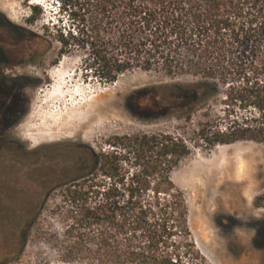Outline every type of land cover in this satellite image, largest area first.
<instances>
[{
    "label": "trees",
    "instance_id": "1",
    "mask_svg": "<svg viewBox=\"0 0 264 264\" xmlns=\"http://www.w3.org/2000/svg\"><path fill=\"white\" fill-rule=\"evenodd\" d=\"M64 29L51 39L19 27L23 36L59 43L101 82L133 71L172 79L176 112L221 86L225 120L208 147L249 140L264 145V0H59ZM33 22L42 14L31 6ZM31 33V34H30ZM162 87L152 93L159 102ZM181 95V97H182ZM178 98V97H177ZM158 106H162V103ZM126 148L86 147L91 166L59 184L71 209L58 216L62 260L76 264H210L197 247L186 193L172 174L192 155L185 138L168 132L117 137ZM117 148V147H114ZM254 205L264 208V190Z\"/></svg>",
    "mask_w": 264,
    "mask_h": 264
},
{
    "label": "rangeland",
    "instance_id": "2",
    "mask_svg": "<svg viewBox=\"0 0 264 264\" xmlns=\"http://www.w3.org/2000/svg\"><path fill=\"white\" fill-rule=\"evenodd\" d=\"M58 2L0 0V63L11 54L17 56L11 62L23 60L0 71V131L12 124L0 134V176L15 187L9 206L20 211L4 215L0 264H76L62 260L57 246L58 216L71 209L58 185L91 164L86 147L42 146L79 144L125 156L123 145H113L117 137L158 132L183 137L192 148L172 177L186 193L193 236L209 263L264 264V208L254 205L264 190V145L242 140L208 147L204 140L227 123L222 101L228 85L217 96L168 113L169 103L186 98L173 96L172 85L192 83L191 75L172 79L138 70L101 82L79 56L59 55L58 42L21 34L24 27L51 39L64 29ZM36 4L42 14L30 22ZM156 86L164 94L160 102L152 94ZM55 92H69L68 104L59 105L50 96ZM35 207L37 214H27Z\"/></svg>",
    "mask_w": 264,
    "mask_h": 264
},
{
    "label": "flooded vegetation",
    "instance_id": "3",
    "mask_svg": "<svg viewBox=\"0 0 264 264\" xmlns=\"http://www.w3.org/2000/svg\"><path fill=\"white\" fill-rule=\"evenodd\" d=\"M13 45V44H11ZM0 53H4V49L0 48ZM12 57L8 56L7 60L0 63V71L7 70L10 67H14L16 64L23 62L21 59L18 63L11 62V59L17 60V56L11 54ZM4 63V64H2ZM15 119V118H14ZM12 124L9 122L1 127L0 134H5L8 129H10ZM42 147H89L87 145H72V144H59V145H44ZM1 163V161H0ZM2 173L1 166H0V175ZM16 189L11 184L5 182L0 176V229L3 230L4 227V215L5 214H20L19 209H13L9 206L11 200L16 196ZM27 214H37L36 207L32 209L31 212Z\"/></svg>",
    "mask_w": 264,
    "mask_h": 264
},
{
    "label": "bare ground",
    "instance_id": "4",
    "mask_svg": "<svg viewBox=\"0 0 264 264\" xmlns=\"http://www.w3.org/2000/svg\"><path fill=\"white\" fill-rule=\"evenodd\" d=\"M51 91H49L48 93H50ZM52 93V92H51ZM69 93V92H68ZM68 93H61V92H55L54 94H51L50 96L57 102L59 103V105H64V104H68ZM71 94V93H70ZM74 96V95H73ZM76 96V95H75ZM74 96V97H75ZM77 97H75L76 99ZM72 100V99H71ZM78 126V124H77ZM47 131V130H46ZM224 146V145H223Z\"/></svg>",
    "mask_w": 264,
    "mask_h": 264
}]
</instances>
